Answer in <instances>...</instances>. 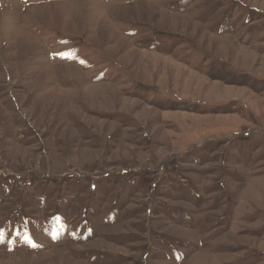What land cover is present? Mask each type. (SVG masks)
Returning <instances> with one entry per match:
<instances>
[{"label":"rangeland","instance_id":"obj_1","mask_svg":"<svg viewBox=\"0 0 264 264\" xmlns=\"http://www.w3.org/2000/svg\"><path fill=\"white\" fill-rule=\"evenodd\" d=\"M0 233V264H264V0H0Z\"/></svg>","mask_w":264,"mask_h":264},{"label":"snow or ice","instance_id":"obj_2","mask_svg":"<svg viewBox=\"0 0 264 264\" xmlns=\"http://www.w3.org/2000/svg\"><path fill=\"white\" fill-rule=\"evenodd\" d=\"M3 236V233H0V237H2ZM29 239H30V237H29ZM3 241L2 240H0V243H2ZM30 247H37V245H35V243H32V244H30L29 245Z\"/></svg>","mask_w":264,"mask_h":264}]
</instances>
